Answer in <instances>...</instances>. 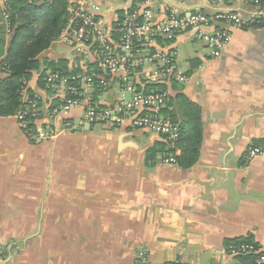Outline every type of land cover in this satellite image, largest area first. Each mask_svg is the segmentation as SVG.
Instances as JSON below:
<instances>
[{"label": "crops", "instance_id": "obj_1", "mask_svg": "<svg viewBox=\"0 0 264 264\" xmlns=\"http://www.w3.org/2000/svg\"><path fill=\"white\" fill-rule=\"evenodd\" d=\"M66 1L68 8L74 4ZM135 1L95 0L85 10L113 28ZM183 4L155 0L151 18L159 22L174 9L260 23L246 29L219 25L231 37L218 56L191 33L157 38L146 58L173 54L184 81L154 76V62L136 66V84L158 82L170 100L181 97L199 109L194 163H161L167 147L160 138L127 126L85 123L66 131L65 121L77 123L84 109L52 116L51 98L38 82L50 71L47 63H67V48L56 39L26 81L40 110L32 128H49L54 137L31 141L15 115L0 114V264H136L140 253L147 264H245L227 254L225 243L247 236L264 253V160L244 158L248 148L264 144V9L252 0ZM7 15L0 0V62L12 37ZM75 57L76 64H90ZM6 75L0 69V84ZM117 94L115 86L107 93L95 90L93 102L110 107Z\"/></svg>", "mask_w": 264, "mask_h": 264}, {"label": "built area", "instance_id": "obj_2", "mask_svg": "<svg viewBox=\"0 0 264 264\" xmlns=\"http://www.w3.org/2000/svg\"><path fill=\"white\" fill-rule=\"evenodd\" d=\"M184 2L185 0H177L178 5H184ZM154 3L155 0L135 1L115 20L113 28L106 27L101 19L86 12L85 7L95 4V0H78L68 8V17L58 37L59 43L67 48L68 67L55 72L45 71L41 75L43 91L50 96V103L57 101L56 106H49L52 116L67 114L77 108L84 109L83 117L77 123L65 121L63 128L66 131L75 132L85 123H111L113 126H127L134 131L157 135L167 150H174L179 130L178 125L164 114L169 95L155 87L160 86L158 82H134L138 62H154L156 77L159 75L164 80L175 78L184 81L176 71L173 54L157 53L146 58V51L151 43L157 38L171 39L183 32L191 33L211 48L213 56H218L231 37L228 30L218 26L240 28L246 22L230 13L209 16L198 12L178 13L174 9L169 10L161 21L155 22L150 11ZM252 4L255 8L264 9V0H252ZM212 27L211 32L205 31ZM112 33L115 34V40L112 39ZM77 55H82L90 64L83 61L76 64L73 56ZM114 86L118 94L111 106H96L92 97L94 91L107 93ZM20 103L14 117L24 134L35 142L52 139L53 130L32 128L40 118V110L35 101L30 99L26 82L20 90ZM244 158L264 160V144L248 148ZM161 163L176 164L172 155H164ZM228 251L233 257L255 255V264H264V256L259 255L260 251L253 250L248 245H231ZM136 264H147L144 253L139 254Z\"/></svg>", "mask_w": 264, "mask_h": 264}, {"label": "trees", "instance_id": "obj_3", "mask_svg": "<svg viewBox=\"0 0 264 264\" xmlns=\"http://www.w3.org/2000/svg\"><path fill=\"white\" fill-rule=\"evenodd\" d=\"M67 5L66 0H52L51 2L5 0L8 14L6 19L12 37L7 47L6 58L0 62V69L7 73L6 78L0 84L1 115H15L20 108V90L24 83L29 80L30 74L38 70L37 57L47 51L52 42L58 39L68 17ZM259 25V21L254 20L250 23L246 22L240 28L246 29L258 27ZM37 26L39 28L35 32ZM47 66L51 72H55L65 70L68 64L60 61L58 64H54V62L47 63ZM38 82L43 89L42 76L39 77ZM155 87L165 91L163 86ZM148 89H152V87H148ZM28 94L30 99L36 103L34 94L29 90ZM181 99V97H177L172 101L168 98L170 100L168 106H172L173 109L170 111L167 107L164 114L171 122L178 125L179 135L174 150H167L166 152L161 150V153L165 156H174L177 165L189 167L194 163L199 153L202 126L199 109L188 101ZM172 102H175V104L173 103V105ZM56 105L57 101H53L51 108ZM258 145H263V142H258L255 146ZM176 152H179V155H176ZM231 245H248L253 250H260L252 236L227 241L225 243L227 254L229 252L228 247ZM259 255L264 256V253L260 252ZM234 257L245 264H255L257 259V256L251 254Z\"/></svg>", "mask_w": 264, "mask_h": 264}, {"label": "rangeland", "instance_id": "obj_4", "mask_svg": "<svg viewBox=\"0 0 264 264\" xmlns=\"http://www.w3.org/2000/svg\"><path fill=\"white\" fill-rule=\"evenodd\" d=\"M77 1H78V0H74V3L77 2ZM111 1H112V0H111ZM113 1H114V0H113ZM174 64H175V62H174ZM176 71H177V70H176Z\"/></svg>", "mask_w": 264, "mask_h": 264}]
</instances>
